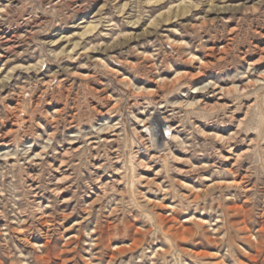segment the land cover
Segmentation results:
<instances>
[{
  "label": "rangeland",
  "instance_id": "374dc122",
  "mask_svg": "<svg viewBox=\"0 0 264 264\" xmlns=\"http://www.w3.org/2000/svg\"><path fill=\"white\" fill-rule=\"evenodd\" d=\"M260 51L264 0H0V264H264Z\"/></svg>",
  "mask_w": 264,
  "mask_h": 264
},
{
  "label": "bare ground",
  "instance_id": "6f19581e",
  "mask_svg": "<svg viewBox=\"0 0 264 264\" xmlns=\"http://www.w3.org/2000/svg\"><path fill=\"white\" fill-rule=\"evenodd\" d=\"M7 37H5L4 39H6ZM226 47H228L227 45H226ZM225 47H222V48H210L209 50H208V54H207V59H208V61L209 62H206V63H202L201 65H202V67H201V69L203 68L204 70H205V67H207V66H209V64L211 63L210 61L211 60H222L223 59V56H224V49ZM225 51H227V50H225ZM262 51V50H261ZM261 51H260V53H261ZM226 53V52H225ZM264 52H262L260 55L262 56V54H263ZM204 72V71H203ZM206 91H208V93H209V95H208V97H207V99H208V102L207 103H204V102H201V101H197V104H199V103H201V104H203L204 106H209V107H211L212 105L210 104L209 105V103L211 102V101H213V100H215L216 98H217V100L218 101H222L223 99V94H224V92H225V90L223 89V88H219V87H217V86H211V87H209V88H207L206 89ZM158 103H160L161 105H162V107H161V109H164L165 108V106L163 105V102L160 100ZM217 105H219L218 103L217 104H215V105H213V106H217ZM160 120H161V118L160 117H157L156 118V120H155V122H157V124H158V127H160L161 125H160ZM137 125H138V128L142 131L141 133H143V132H145L146 130H151L152 132H153V130L152 129H154V121L152 120V119H147V120H142V121H137ZM147 132V131H146ZM144 134V133H143ZM114 136V135H113ZM147 140V139H146ZM145 140V141H146ZM148 140H149V138H148ZM143 141H144V139H143ZM155 141V140H154ZM103 142H106V143H111L112 142V140H111V138H106ZM6 143H7V139L6 138H4V139H2L1 140V144H0V146H3V147H6ZM71 144H75V143H71ZM70 144V145H71ZM99 143L98 142H93L91 145H98ZM151 144V146H153V143L149 140L148 141V143L146 142V145H148V147H150L149 145ZM155 144V143H154ZM8 145V144H7ZM147 146H145V148H146ZM147 147V148H148ZM95 148V147H94ZM75 150V149H74ZM78 150V149H77ZM25 154H27V153H25ZM41 154V153H40ZM36 155V154H35ZM39 154H37L36 156L37 157H39L38 156ZM27 156H29V155H27ZM31 157V156H30ZM35 157V156H34ZM33 156H32V158H34ZM26 158V157H25ZM32 158H29V159H31L32 160ZM42 158V157H41ZM28 159V160H29ZM30 160V161H31ZM35 160H38V159H36L35 158ZM38 161H40V160H38ZM32 162V161H31ZM30 162V163H31ZM37 162V161H36ZM34 164H35V162H34ZM37 164V163H36ZM31 165V164H30ZM37 166V165H36ZM55 167V166H54ZM34 168V167H33ZM36 168V167H35ZM67 167L65 166V164L62 162V163H60L59 162V166L58 167H56L55 169H54V171L57 173V174H60V176L61 175H64V178L62 177V179H60L59 181H58V183L57 184H62L64 181H66V179H65V175L69 172V170L68 169H66ZM99 169V167L97 168V170ZM33 170V169H32ZM31 170V171H32ZM34 170H36V169H34ZM37 172V171H36ZM33 174V173H32ZM31 175V174H30ZM35 175H38V174H35ZM68 176V175H67ZM35 179V178H34ZM58 180V179H57ZM56 180V181H57ZM31 181V180H30ZM34 182V181H33ZM34 184V183H33ZM33 184H32V186H33ZM37 190V189H36Z\"/></svg>",
  "mask_w": 264,
  "mask_h": 264
}]
</instances>
